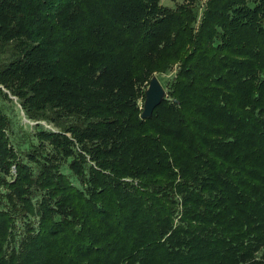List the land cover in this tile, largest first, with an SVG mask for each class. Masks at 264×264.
Masks as SVG:
<instances>
[{"label":"trees","instance_id":"16d2710c","mask_svg":"<svg viewBox=\"0 0 264 264\" xmlns=\"http://www.w3.org/2000/svg\"><path fill=\"white\" fill-rule=\"evenodd\" d=\"M182 1L0 0V264H264V0Z\"/></svg>","mask_w":264,"mask_h":264},{"label":"water","instance_id":"95a60500","mask_svg":"<svg viewBox=\"0 0 264 264\" xmlns=\"http://www.w3.org/2000/svg\"><path fill=\"white\" fill-rule=\"evenodd\" d=\"M165 89L160 83L156 75H153L148 82V86L144 92V102L142 105V111L140 113L141 119L151 118L154 109L165 98Z\"/></svg>","mask_w":264,"mask_h":264},{"label":"rangeland","instance_id":"374dc122","mask_svg":"<svg viewBox=\"0 0 264 264\" xmlns=\"http://www.w3.org/2000/svg\"><path fill=\"white\" fill-rule=\"evenodd\" d=\"M161 2H162L163 5H169V6L174 7V5L180 4L183 1L182 0H163V1L161 0ZM174 69H173V71H174ZM169 77H171V74L170 75H164V76L162 75L161 76V82L165 83L166 79L169 78ZM165 96H166V92H165ZM11 99H12V101L10 102L7 99H4V98L0 97V103H2L4 105V108L7 110V112L12 116V118L16 122H18V123L21 122L22 124L26 123L27 121H26L25 117L23 116L22 111L20 110V106L17 103L16 98L12 96ZM15 129L18 132V128L16 127Z\"/></svg>","mask_w":264,"mask_h":264}]
</instances>
